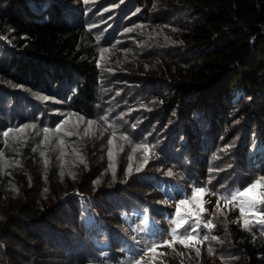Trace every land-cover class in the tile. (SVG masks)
Segmentation results:
<instances>
[{"label":"trees","instance_id":"16d2710c","mask_svg":"<svg viewBox=\"0 0 264 264\" xmlns=\"http://www.w3.org/2000/svg\"><path fill=\"white\" fill-rule=\"evenodd\" d=\"M137 1L146 8V3L154 0ZM165 2V10L187 12V20L180 21L183 43L179 52L193 58L182 57L176 63L165 59L158 85L150 77L139 79L148 93L142 101L124 105L132 113L129 124L114 119L112 126L105 119L104 126H99L93 117L99 96L111 91V98H119L120 85L104 86L97 60L83 55L86 28L74 27L61 9L73 0H0V82L25 89L45 88L49 82L60 93L66 81L80 76L72 106L80 105L95 122L85 125L88 135L83 129L79 136L69 138L74 155L68 161L72 171H68L66 162L59 163L63 158L56 152L38 151L32 129H12L18 139L14 153H7L4 139L9 136L4 137L3 132L11 123L20 121L23 125L36 118L13 116L11 123L0 126V160L5 159L0 161V264H86V260L77 258L88 246L85 234L96 229L85 227L80 196L75 193L66 198L71 190L92 197L100 215L115 223L110 230L117 234L116 223L122 220L124 210L133 208V203L129 205L132 200L138 203H134L136 206L151 207L153 202L165 205L163 201L169 195L159 183L189 186L215 174L208 169L219 159L213 154L219 152L216 133L220 126L243 115L264 119V0ZM158 45L152 53L166 50ZM118 74L125 81L133 78L130 73ZM164 84L172 86L168 98L157 89ZM243 84L248 87L244 97L233 101ZM152 85L158 96L151 93ZM200 111L205 114L203 124L196 122ZM176 122L178 126L170 129ZM250 125L249 133L253 129ZM94 132L98 134L90 137ZM207 137L215 139L201 145ZM132 146H141L143 151L137 160L129 150ZM247 160L239 158L238 162L244 166ZM129 166L131 174L126 171ZM137 168L141 170L137 172ZM169 169L171 176L167 175ZM121 203L126 205L124 209H112V205ZM230 228L236 248L245 255V264H262L263 241L237 222ZM93 261L101 264L100 259Z\"/></svg>","mask_w":264,"mask_h":264},{"label":"rangeland","instance_id":"374dc122","mask_svg":"<svg viewBox=\"0 0 264 264\" xmlns=\"http://www.w3.org/2000/svg\"><path fill=\"white\" fill-rule=\"evenodd\" d=\"M167 6L165 0H154L151 4L146 3V8L139 5L137 0H73V4L70 3L61 7L74 27L84 26L86 28V37L82 38V52L85 57L97 60L102 68L100 81L103 85H111L112 88H115L117 83L120 85L121 94L119 98H111V91L99 96V102L96 104L97 112L93 116L99 126H104L105 119H108L112 126L115 125L114 119H122L121 123L129 124L132 113L130 108H124V105L131 106L134 101H142V98L146 97V92L148 93L147 88H144L143 82H139V79L150 77L158 85L162 77L160 71L165 66V59L171 58L176 63L182 57H186L188 60L193 58L192 55L182 56L179 52L180 44L183 43L180 41V28L182 27L180 21L187 20V12L179 8L163 9ZM33 8L36 11L41 10V7L33 6ZM153 39L156 40L155 44ZM165 39L167 41H164ZM158 43L161 47L164 46L166 50L154 54L152 51L157 49ZM123 63L124 66L121 65ZM118 72H122L123 75L130 73L134 81L122 80ZM80 79V76H76L74 80L66 81L62 85L63 90L60 93L57 86H52L49 82L45 88L38 87L35 89H25L0 82V126L5 127L11 123L13 116L25 120L36 118L23 125L20 124V121L19 123H11L6 130L17 127L22 128L23 131L32 129L31 133L35 138V143L39 145L38 151L56 152L58 156L60 155L64 159H61L59 163L66 162L68 171H72L73 168L69 166L68 161L74 155L70 152L73 149L69 147L72 145L69 138L74 139L73 137L79 136L81 131L86 129L85 125L88 124V121L93 119L92 116L89 117V114L84 113V109L80 105L72 106L74 102L72 95L77 93V82ZM155 89L153 85L150 88L151 93L155 96H158V91L163 92L162 95L166 98L172 95L170 84H164L157 88L158 91ZM246 89L248 87L244 84L239 86L233 101H238L240 97H244ZM10 91H16V93L14 95L7 94ZM114 92L115 94L120 93L117 90ZM198 113L200 120L196 119V122L203 124L205 121L202 116L205 114L202 111ZM81 118L83 119L81 120ZM250 118L249 115L235 117L217 129L219 152L213 156L216 155L219 159L216 164H211L208 169V171L215 173L213 176L200 178L198 182L189 186H182L177 182L168 186L163 182H161L162 184L159 183V187L169 195L163 201L168 208L156 202H153L151 207L144 204L136 206L134 204L136 202L132 200L129 205L133 203V208L128 212L124 210L121 214L122 220L116 223L119 227L117 234L110 230L115 223L100 215L91 200L92 197L80 193L77 189L71 190L66 198L75 193L80 196L85 227L92 230L96 229L93 233L85 234L86 240L83 237L84 242L89 243L86 250L80 252L81 255L77 259L86 260V264H97L95 261L90 262L91 259H100L101 264H128V261L138 255L140 249L150 239L167 236L172 227L170 220L175 211V202L190 195L193 187H205L208 189V195L203 197V207L212 214L214 227L210 231L201 229L202 235L204 233L209 235L208 241L203 244L192 242L196 243V247L200 249V255H196L194 248H185L176 243L174 248L159 247L155 252L148 253L144 259L149 264H245V255L236 248L233 242L231 223H239L263 243L264 230L260 226H252L253 220L247 214L245 217H241L238 206L231 203L226 204L223 200H219V208L216 206L219 196L227 190L246 186L255 178L264 176V136L259 141L264 134V119L251 118L250 120ZM168 120L170 121L171 118ZM183 120L185 122L187 119ZM61 122L64 123L60 132L50 131L47 134L43 132L44 128L54 130L57 124H61ZM25 125H33L34 127L27 129L24 128ZM249 125L253 128L250 133L247 129ZM177 126L178 122L173 124L170 129L174 130ZM80 127L81 130L79 131ZM127 129L126 126L123 131L127 132ZM237 129L241 132L238 133ZM113 131H117V129ZM66 132H73L74 134L69 136L65 134ZM97 134L98 132H94L90 137ZM46 135L48 141L44 139ZM17 139L16 132H11V134L9 132V139H4V145L8 146L7 153H14ZM214 139L207 137L201 142V145ZM61 140H63V144L60 143ZM141 146L129 148L132 153H135L134 160L141 157L143 153L139 149ZM150 155H153L152 151ZM239 158L248 159L247 163L243 166L238 162ZM0 161H5V159L1 158ZM217 169L220 170L217 171ZM221 176L225 178L220 179ZM136 204L138 205V203ZM112 206V209L115 210L126 207L123 203ZM162 208L166 212L160 210ZM199 209L200 202H197L195 205L182 206V213L193 212L198 215ZM145 214L148 216L147 223L143 222ZM256 218L259 219L260 217L257 216ZM203 219L207 220L208 216L205 215ZM245 219L248 220L247 226ZM212 236H216L218 239L213 240L211 239ZM11 246L14 249L15 246ZM209 247L212 249L211 254L208 252ZM82 249L81 246L80 251ZM161 253L164 255H160ZM181 253L183 255H180ZM262 256V264H264V254Z\"/></svg>","mask_w":264,"mask_h":264},{"label":"snow or ice","instance_id":"6c2138e0","mask_svg":"<svg viewBox=\"0 0 264 264\" xmlns=\"http://www.w3.org/2000/svg\"><path fill=\"white\" fill-rule=\"evenodd\" d=\"M131 31V29H128ZM106 51V50H105ZM83 118H81L82 120ZM57 124L54 130L49 128H44V133H49L50 131L60 132L62 130V124ZM94 121H88L89 126L94 124ZM34 127L33 125H25L24 128ZM12 129L3 132L4 137L9 136V132ZM15 131H23L22 128L16 129ZM66 135H73V132H66ZM85 135L89 134V129H85ZM45 141H48V136L44 137ZM7 142V141H6ZM63 144V140L60 141ZM111 143V141H109ZM36 151V149H33ZM2 155V153H0ZM43 156L44 153H41ZM111 155V152H109ZM131 159V157H130ZM47 163V161H45ZM147 164V159L144 161ZM141 169L137 168L136 171L139 172ZM128 174H131V166L126 170ZM173 173L171 169L168 170L167 175L171 176ZM98 183V181H97ZM223 187V186H221ZM208 195V189L205 187H193L191 194L185 196L184 198L176 201L175 211L173 213V218L170 220L172 227L170 228L167 236H162L159 239H150L147 244H145L138 255L134 256L128 261V264H149L144 257L159 247L168 246L173 247L176 243L183 245L185 248H194L196 255H200V249L196 247V243L203 244L205 241L209 240V235L207 233L201 234V229L211 230L214 225L212 224V214L203 207V197ZM219 200H223L226 204L231 203L234 206H238L241 217H245L246 214L253 220L252 226H260L264 230V176L255 178L251 183L242 187H235L233 189L227 190L218 198L217 208H219ZM200 202L199 214L193 212L182 213V206L195 205ZM207 215L208 219L204 220L203 217ZM260 218L257 219L256 217ZM143 222H148V216L145 214L143 217ZM248 220L245 219V225L247 226ZM211 239L216 240L218 237L212 236ZM196 242V243H192ZM209 254L212 253V249L208 248ZM160 255H164L161 253ZM180 255H183L182 253Z\"/></svg>","mask_w":264,"mask_h":264},{"label":"water","instance_id":"95a60500","mask_svg":"<svg viewBox=\"0 0 264 264\" xmlns=\"http://www.w3.org/2000/svg\"><path fill=\"white\" fill-rule=\"evenodd\" d=\"M264 134L261 136V138L259 139V141L263 138Z\"/></svg>","mask_w":264,"mask_h":264},{"label":"bare ground","instance_id":"6f19581e","mask_svg":"<svg viewBox=\"0 0 264 264\" xmlns=\"http://www.w3.org/2000/svg\"><path fill=\"white\" fill-rule=\"evenodd\" d=\"M13 93V92H12ZM260 154V153H259Z\"/></svg>","mask_w":264,"mask_h":264}]
</instances>
